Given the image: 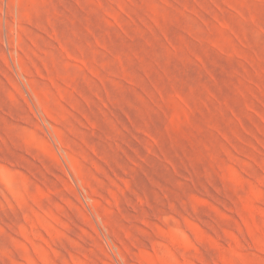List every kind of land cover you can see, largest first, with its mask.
<instances>
[{"label": "rangeland", "instance_id": "obj_1", "mask_svg": "<svg viewBox=\"0 0 264 264\" xmlns=\"http://www.w3.org/2000/svg\"><path fill=\"white\" fill-rule=\"evenodd\" d=\"M0 264H264V0H0Z\"/></svg>", "mask_w": 264, "mask_h": 264}]
</instances>
